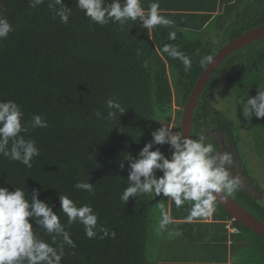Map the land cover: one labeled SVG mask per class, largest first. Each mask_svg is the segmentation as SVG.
Instances as JSON below:
<instances>
[{"label": "trees", "instance_id": "1", "mask_svg": "<svg viewBox=\"0 0 264 264\" xmlns=\"http://www.w3.org/2000/svg\"><path fill=\"white\" fill-rule=\"evenodd\" d=\"M226 1L219 22L234 18L225 26H157L149 35L139 20L128 21L123 28L118 23H94L76 7L75 0H64L71 9L68 24L54 18L48 7L51 0L37 8H31L29 0H0V16L13 26L0 40V100L16 101L26 126L34 114L42 115L49 124L46 129L22 133L34 139L41 152L31 169L0 155V186L9 191L23 188L28 199L38 191V198L53 206L66 227L60 196L68 195L78 206L90 204L98 223L116 232L115 238L99 239L98 233L90 239L83 225L72 224L67 230L76 247L64 246L61 264H156L155 253L170 229L206 225L205 218L186 221L189 202L176 208L171 200L151 194L130 197L125 204L120 196L130 172L125 157L139 159L142 148L153 141L152 133L164 122L173 119L181 132L185 105L207 67L200 60L214 57L227 42L264 24V0ZM141 2L147 9L148 1ZM169 31L177 32L175 40L168 39ZM206 32L213 35L208 37ZM165 44L177 45L191 58L189 72L179 60L158 54ZM146 58L150 60L147 68L143 66ZM258 86L264 87V39L236 51L212 73L195 111L192 138L205 134L206 142L213 143L217 152H227L223 146L231 142L237 146L241 141L239 122L244 118L240 101L255 96ZM110 98L118 100L125 112L111 121L97 119V110L107 115ZM156 149L171 158L173 149L168 143H153L152 150ZM230 174L235 175L231 170ZM156 175L163 172L157 170ZM78 181L92 183L94 195L76 189ZM249 183L259 188V195L250 185L241 184L231 196L264 221V186L262 182L256 185L252 178ZM161 204L174 220L163 232L157 230ZM212 220L214 226L232 220L237 229L232 235L242 243L249 264H264L263 235L233 220L218 201ZM32 222L34 231L51 243V237L36 228L34 219Z\"/></svg>", "mask_w": 264, "mask_h": 264}, {"label": "clouds", "instance_id": "2", "mask_svg": "<svg viewBox=\"0 0 264 264\" xmlns=\"http://www.w3.org/2000/svg\"><path fill=\"white\" fill-rule=\"evenodd\" d=\"M45 0H29L31 8L44 4ZM76 7L84 12L92 22L106 25L109 22L118 23L121 28L128 21H142V27L149 35L157 26L172 27L174 21L162 14L158 0H153L145 9L141 0H75ZM60 6L57 8L56 6ZM53 10L54 18L59 17L61 23L68 24L71 9L64 5V0H51L48 4ZM13 31V26L6 17L0 16V40L5 39ZM176 31L168 32V39L175 40ZM158 54L167 55L172 60H179L187 73L192 68V60L177 45L165 44ZM137 57L141 50H136ZM214 59L211 55L200 60L202 66L209 67ZM150 60L144 59L143 66L148 67ZM245 120L251 123L252 116L264 118V87L258 86L255 96L249 95L240 101ZM108 112L105 116L97 110L96 118L114 120L117 115L125 112L118 100L108 99ZM21 106L14 100H0V155L12 161H19L28 169L33 167L35 157L41 152L36 141L26 138L22 133L30 129L48 128L49 124L42 115L34 114L26 123ZM172 126H161L152 133L153 141L146 144L139 153V159L125 157L130 164L127 177L128 186L124 188L120 199L125 204L130 197L155 194L174 202L180 208L186 202L191 203V209L186 217L187 222L197 218H207L215 211V202L220 194L232 195L241 186L238 177L230 174L229 165L233 157L229 152H217L207 137L201 133L197 138L183 132H173ZM153 143H168L172 156L168 158L159 149L152 150ZM10 145V147H9ZM124 167L123 163L120 165ZM163 172L157 176L156 172ZM74 187L94 195L95 188L89 181H78ZM60 212L67 218V227L74 223L83 225L86 237L90 239L115 238L116 232L98 223V214L90 204L77 205L68 195H61ZM160 220L157 230L163 232L174 222L164 205H159ZM43 229L51 237V243L42 239L35 231ZM64 223L61 215L54 211L53 206L32 195L26 197L23 188H8L0 186V264H61L65 255L64 246L75 248L76 243ZM180 233L177 232L176 235ZM60 241L59 246L57 242Z\"/></svg>", "mask_w": 264, "mask_h": 264}, {"label": "crops", "instance_id": "3", "mask_svg": "<svg viewBox=\"0 0 264 264\" xmlns=\"http://www.w3.org/2000/svg\"><path fill=\"white\" fill-rule=\"evenodd\" d=\"M147 1L148 5L153 2V0ZM234 2L235 0L231 3ZM158 3L162 14L174 21L173 25L177 27L206 28L213 27L215 23L217 25L221 23V25L225 26L226 23H230L234 18V15L227 20L221 18L219 22L218 15L222 14L225 6L228 4L226 0H158ZM242 7H239V9ZM205 35L210 37L213 34L206 32ZM242 120L243 124L240 125L239 122V127L241 128L240 135L243 133L249 136L250 130L257 127L264 129V118L257 119L253 116L251 123H248L245 118ZM230 144L234 149L237 148L235 143ZM235 156L236 159L241 160L238 154H234ZM238 162L236 163V167L240 166ZM249 162L253 168V175L256 178L251 176L253 181L256 182V185L262 182V186H264V171L257 169L256 162ZM230 166V168H233L232 165ZM236 167L233 169H236ZM251 177L247 175V182L245 178L244 180L241 178V184L249 186ZM249 188L253 189L254 193L259 194L257 186L252 184ZM204 220L206 225H198L185 230L178 229V231L170 229L166 233L162 247L155 253L157 258L156 264H249V257L244 252L242 243L237 241V238L232 235L237 232V229L232 225V220L226 221L225 226L220 224L219 226L211 225L210 222L213 221L212 215ZM177 232L180 234L176 235Z\"/></svg>", "mask_w": 264, "mask_h": 264}, {"label": "water", "instance_id": "4", "mask_svg": "<svg viewBox=\"0 0 264 264\" xmlns=\"http://www.w3.org/2000/svg\"><path fill=\"white\" fill-rule=\"evenodd\" d=\"M261 39H264V24L256 26L241 34L237 38L227 42L213 57V63L209 67H206V69L203 71L185 105L181 123V131L185 136H189L190 134L192 136L194 115L200 96L202 95L204 87L215 69L226 58L234 54L236 51H239L247 45H250ZM216 201H218L226 209L233 220L240 222L249 229L264 236V221L253 215L231 195L229 196L227 194H220Z\"/></svg>", "mask_w": 264, "mask_h": 264}, {"label": "rangeland", "instance_id": "5", "mask_svg": "<svg viewBox=\"0 0 264 264\" xmlns=\"http://www.w3.org/2000/svg\"><path fill=\"white\" fill-rule=\"evenodd\" d=\"M221 93H223L222 89L218 91V95L220 96ZM222 100H223V98H220L221 102H222ZM174 108L175 109L180 108V106L178 105L177 99H175V101H174ZM241 124H243V120L240 121V125ZM161 126H172L173 132L176 131V128H175L176 124H175L173 119L169 122L162 123ZM240 137H241V141H238L237 148H235V149L232 148V149H229L227 151L230 154L233 153L235 155H237L239 153V156L242 160L241 161L238 158L234 159L232 167L235 168L236 163L239 161L238 164H240V167L244 170V174L246 172V174L249 175L250 177L251 176L254 177L253 168L250 165L249 161L256 162L257 163V169H259V170L262 169L264 171V146L262 145V142L264 140V129L257 127L256 129L254 128V129L250 130L249 136L244 135L242 133V135ZM258 141H259V146H258ZM222 144H223V142L221 141V145ZM244 160H245V162H244ZM233 168H230V165H229V170L234 171ZM235 173L239 174L238 172H235ZM242 173H243V171H241V175H242ZM258 182H259V180H258ZM254 194L256 196L259 195L258 193H254Z\"/></svg>", "mask_w": 264, "mask_h": 264}, {"label": "flooded vegetation", "instance_id": "6", "mask_svg": "<svg viewBox=\"0 0 264 264\" xmlns=\"http://www.w3.org/2000/svg\"><path fill=\"white\" fill-rule=\"evenodd\" d=\"M223 143H224V141H222ZM232 143V142H231ZM233 144V143H232ZM223 145V144H222ZM231 144L229 143L228 145H225V146H223V147H227L228 149H232V148H234V147H232V146H230ZM222 148V147H221ZM231 155H232V157H233V159H236V156L234 157V154L233 153H231ZM245 161V160H244ZM240 171V172H239ZM241 171H243V173H242V175H241ZM233 174H235V175H232L233 177H239L240 176V178H243V180H244V178L246 179V182H247V175L246 174H244V170L238 165L237 167H236V169H234V171H231ZM235 172H238L239 174H237V173H235Z\"/></svg>", "mask_w": 264, "mask_h": 264}, {"label": "built area", "instance_id": "7", "mask_svg": "<svg viewBox=\"0 0 264 264\" xmlns=\"http://www.w3.org/2000/svg\"><path fill=\"white\" fill-rule=\"evenodd\" d=\"M175 132L178 133V132H180V131H179V130H176Z\"/></svg>", "mask_w": 264, "mask_h": 264}]
</instances>
